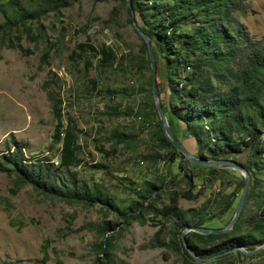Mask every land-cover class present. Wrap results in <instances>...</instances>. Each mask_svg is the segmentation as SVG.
Segmentation results:
<instances>
[{"label":"rangeland","instance_id":"1","mask_svg":"<svg viewBox=\"0 0 264 264\" xmlns=\"http://www.w3.org/2000/svg\"><path fill=\"white\" fill-rule=\"evenodd\" d=\"M68 1L60 14L48 12L29 24L35 41H29L20 30L12 31V35H20L19 43L28 54L7 48V37L0 33V156L17 144L25 158L46 157L56 165L59 145L51 139L54 119L45 95V90L50 91L62 100V118L78 136L80 162L73 169L87 182L102 186L112 198V207L62 200L29 185L13 192L12 178L0 172V263L95 264L96 257H101L99 243L110 236V252L116 262L125 264H264V250L250 256L231 252L208 262L190 260L179 237L171 241L166 233L172 220L151 219L145 205L150 202L160 208L172 196L188 219L206 228L222 227L233 214L242 178L235 170L191 164L179 155L169 162L173 151L159 147L156 141L158 118L150 106V70L147 64V68L137 64L146 55L140 51L141 40L126 5L120 0ZM244 3L246 9L239 20L249 36L259 39L264 35V0ZM133 19L142 26L135 13ZM78 43L97 49L102 44L109 46L114 58L110 64H102L96 53L80 52ZM44 51L48 53L46 63L40 59ZM85 62L90 66L85 67ZM158 73L155 80L164 87ZM162 96L159 92V102ZM175 125L184 127L179 120ZM117 134L126 137L117 142ZM189 148L196 145L191 142ZM227 159L243 163L245 154ZM260 179L264 182V175ZM229 199L231 203L225 207ZM257 199L246 198L238 228L222 239L244 234L260 238L256 229L262 216H258ZM134 201L141 204L136 220L127 216ZM105 221L113 230L102 234ZM189 237L199 248L219 241ZM158 240L163 245H156ZM43 251L46 259L41 262Z\"/></svg>","mask_w":264,"mask_h":264},{"label":"trees","instance_id":"2","mask_svg":"<svg viewBox=\"0 0 264 264\" xmlns=\"http://www.w3.org/2000/svg\"><path fill=\"white\" fill-rule=\"evenodd\" d=\"M120 1L126 5L124 0ZM128 1L132 12L142 23L138 27L151 43L155 76L159 68L158 75L165 87L156 82L157 96L159 92L163 93L160 105L173 135L175 123L179 120L184 125L182 133L193 139L198 156L214 160L244 153L245 160L240 163L250 177L247 200L254 199L255 196L258 198V216L262 217L256 230L259 231L260 238L251 239L244 234L222 239L238 228L239 215L232 228L224 233H189V236L204 241L219 240L209 247L199 248L193 245L189 236L185 240L200 257L210 256L233 246L251 250L264 242V182L260 179L264 175V35L259 39L252 38L240 22L239 18L246 9L244 0ZM68 4V0L0 2V15L3 19L0 33L7 37L4 45L15 48L22 54L30 53L21 47L20 35H12V31L20 30L29 41H35L36 37L30 34L29 24L48 12L60 14V10ZM141 44L140 51L145 56L142 41ZM76 48L80 52L88 50L96 53L102 64H110L114 58L112 48L104 44L97 49L88 43H78ZM47 54L44 51L40 57L44 63ZM137 64L139 68H147V57L141 58ZM84 65L88 67L90 63L85 62ZM45 95L50 101L54 119L51 139L54 144L59 145L56 165L46 157L25 158L22 146L12 144L11 151L7 150L0 156V172L12 178L13 192L20 186L29 185L40 193L62 200L88 206L99 204L112 207V198L102 186L87 182L73 169L80 162L77 156L80 148L78 136L73 126L62 118V100L47 90ZM150 106L155 111L153 103ZM156 123L158 136L155 137L159 147L173 151L169 162L176 155L183 157L165 140L158 120ZM115 137L117 142H122L126 136L117 134ZM189 184L192 185L190 182ZM238 185V188L242 187V180ZM261 187L263 189L260 191ZM180 195L184 198L191 197L189 193ZM230 203L231 199L227 200L225 207ZM140 206L139 202L134 201L129 206L130 214L117 213L136 220ZM145 208L151 213V219L161 216L172 220L166 232L172 236L171 241L179 237L184 227L201 226L197 220L186 217L187 212L176 206V198L172 196L168 204L160 208H155L150 202ZM113 209L120 211L118 208ZM112 230L113 226L108 221L103 222L100 227L102 234ZM159 232L158 228L154 236ZM46 245L45 242L43 250ZM156 245L161 246L163 242L158 240ZM111 247L110 236H105L98 245L101 257H96L95 264H125L121 260L116 262L114 254L110 252ZM183 252L193 260L186 251ZM227 256L229 254L216 259L221 260ZM45 259L46 253L43 251L41 262ZM54 264L62 263L56 261Z\"/></svg>","mask_w":264,"mask_h":264},{"label":"water","instance_id":"3","mask_svg":"<svg viewBox=\"0 0 264 264\" xmlns=\"http://www.w3.org/2000/svg\"><path fill=\"white\" fill-rule=\"evenodd\" d=\"M126 3V6L129 10V14H130V18H131V24L133 26V29L135 30V32L137 33V35L139 36V38L141 39V41L144 44V48L146 51V57H147V61H148V66H149V70H150V91H151V98H152V103H153V107L155 109L157 118H158V122L160 125V129L161 132L163 134V137L165 138V140L172 146L175 148V150L180 153L183 158L191 163V164H195V165H199V166H204V167H212V168H219V169H231V170H235L237 173L240 174L241 178H242V187H241V191H240V195L237 201V204L234 208L233 214L230 217V219L228 220V222L219 228H206V227H201V226H187L184 227L179 234L181 243H182V247L184 248V250L196 261V262H208L211 261L213 259H216L220 256L229 254L231 252H235V251H239L244 255H254L258 252H261L264 250V242H262L260 245H257L256 247H254L251 250H245L240 246H233L231 248H228L226 250H223L219 253L216 254H212L210 256H205V257H200L197 256L195 254V252L193 251V249L187 244V241L184 239L183 235L186 232H194L200 235H206V234H221L224 233L228 230H230L233 226V224L235 223V221L237 220L240 211L242 209V206L247 198L248 192H249V188H250V177H249V173L247 172V170L243 167V165L240 162H237L235 160L232 159H209L205 156H198V155H194L189 153L181 144V142H179L176 137L171 133L169 125L167 123L166 117L164 115L163 109L160 105V102L156 96V80H155V65H154V58H153V52H152V48H151V43L148 39V37L140 30V28L137 26V24L135 23L134 19H133V12L131 10L130 7V3L128 0H124Z\"/></svg>","mask_w":264,"mask_h":264},{"label":"crops","instance_id":"4","mask_svg":"<svg viewBox=\"0 0 264 264\" xmlns=\"http://www.w3.org/2000/svg\"><path fill=\"white\" fill-rule=\"evenodd\" d=\"M175 131H174V136L176 137V139L181 142V144L183 145V147L191 154H195L196 152V148H192L190 149L189 147L191 146V142H193V139L192 138H189L187 136H185L183 133H182V129L183 127L180 125V126H177L175 125ZM194 143V142H193Z\"/></svg>","mask_w":264,"mask_h":264},{"label":"built area","instance_id":"5","mask_svg":"<svg viewBox=\"0 0 264 264\" xmlns=\"http://www.w3.org/2000/svg\"><path fill=\"white\" fill-rule=\"evenodd\" d=\"M205 129L207 128L205 125L203 126ZM54 163L56 164L57 162L56 161H54Z\"/></svg>","mask_w":264,"mask_h":264}]
</instances>
